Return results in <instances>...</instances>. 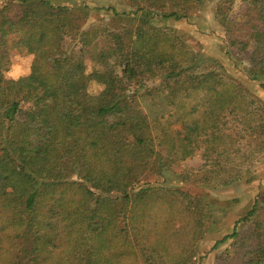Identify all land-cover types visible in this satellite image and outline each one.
I'll return each mask as SVG.
<instances>
[{
  "label": "trees",
  "instance_id": "16d2710c",
  "mask_svg": "<svg viewBox=\"0 0 264 264\" xmlns=\"http://www.w3.org/2000/svg\"><path fill=\"white\" fill-rule=\"evenodd\" d=\"M114 2L0 0V264H195L209 213L170 180L229 186L264 157V104L166 26L205 0ZM214 3L227 56L264 89V0ZM12 51L32 55L27 76L5 77ZM228 240L223 264H264V205L213 249Z\"/></svg>",
  "mask_w": 264,
  "mask_h": 264
},
{
  "label": "rangeland",
  "instance_id": "374dc122",
  "mask_svg": "<svg viewBox=\"0 0 264 264\" xmlns=\"http://www.w3.org/2000/svg\"><path fill=\"white\" fill-rule=\"evenodd\" d=\"M93 2L97 6L114 5V0H87ZM215 0H205L199 16L191 22H167L166 26L175 29L182 34L187 42L199 53L205 57L212 58L221 64L227 73L228 77L233 79L243 89L255 99L264 104V89L260 87L257 81H252L248 78L245 69L248 68L247 62H239L234 58H229L226 54V43L222 29L213 21L212 9ZM119 8V6H117ZM233 11H237L234 8ZM102 13L90 14L86 25H96L99 23ZM32 55L10 53V66L8 73L15 65L17 74L20 77H25L30 73L32 62ZM94 63L89 59H80L75 69L78 73L87 75L93 69ZM7 78V77H6ZM10 79V78H7ZM151 85L150 87H153ZM93 91H98L99 87L93 86ZM135 87L131 86L128 91L132 92ZM161 101L159 97L154 99L148 98L141 100L142 110L149 115L159 109ZM23 110L29 105H22ZM64 128L68 134H72L75 129V121L71 118L64 120ZM178 129V128H177ZM201 164L200 159L195 156L188 159L183 164L191 168H196ZM180 169V168H179ZM178 170V169H177ZM142 183L161 184L162 180H155L154 176H145L142 178ZM168 185H173L180 191H183L193 197H197L206 204V210L209 217L204 220V232L202 239L198 244L195 264H223L225 255L232 252L231 240L226 241L217 248L213 249L216 241L221 240L228 235L236 221L245 216L251 209L253 203L256 201L260 205H264V157L258 158L254 165L243 173L240 181L235 182L229 186H220L219 184H210L207 186L201 184L185 183L178 180L171 179ZM128 185L122 193L128 191ZM186 215L181 214L178 221L187 230L189 225L185 222ZM251 228V224L243 227V231Z\"/></svg>",
  "mask_w": 264,
  "mask_h": 264
},
{
  "label": "clouds",
  "instance_id": "9594fccd",
  "mask_svg": "<svg viewBox=\"0 0 264 264\" xmlns=\"http://www.w3.org/2000/svg\"><path fill=\"white\" fill-rule=\"evenodd\" d=\"M6 77L13 79V80L20 78V76L17 74V68L15 65L13 66L12 70H10L8 73H6Z\"/></svg>",
  "mask_w": 264,
  "mask_h": 264
}]
</instances>
